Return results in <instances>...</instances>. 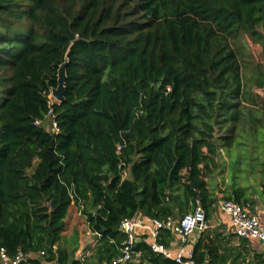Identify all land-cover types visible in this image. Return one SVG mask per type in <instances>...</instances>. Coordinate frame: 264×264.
I'll use <instances>...</instances> for the list:
<instances>
[{
    "label": "trees",
    "instance_id": "trees-1",
    "mask_svg": "<svg viewBox=\"0 0 264 264\" xmlns=\"http://www.w3.org/2000/svg\"><path fill=\"white\" fill-rule=\"evenodd\" d=\"M246 146L264 167V0H0V249L23 264H106L138 214L208 218L207 171ZM72 203L95 236L81 258ZM147 234L127 264H178Z\"/></svg>",
    "mask_w": 264,
    "mask_h": 264
},
{
    "label": "crops",
    "instance_id": "crops-1",
    "mask_svg": "<svg viewBox=\"0 0 264 264\" xmlns=\"http://www.w3.org/2000/svg\"><path fill=\"white\" fill-rule=\"evenodd\" d=\"M246 149L249 150L248 158H238L240 150L236 147L229 154L221 149L220 156L215 159L216 165L206 173L207 188L211 196L216 198V202L208 218H205L204 226L195 229L187 240L188 246L194 248L198 245L199 251L204 253V262H200L201 264H264V244L254 238L237 236L234 233L230 216L219 206L220 200L227 197L233 199L238 195L240 203L248 205L249 212L255 214L264 223V167L261 162L263 154H254L250 146H246ZM73 205L77 208L74 203L69 206L66 226ZM194 209L189 208L187 212ZM181 215V213H176L172 218L176 220ZM65 232L64 230L63 233L67 237L79 234H77L79 248L75 252V258H81L88 253L85 250L95 239L89 229L86 230L87 237L83 236L85 240L81 239V230L76 233L74 230L67 234ZM137 234L141 238L147 233L139 229ZM147 237L150 241V236ZM178 240V236L171 232L170 242L175 248Z\"/></svg>",
    "mask_w": 264,
    "mask_h": 264
},
{
    "label": "built area",
    "instance_id": "built-area-1",
    "mask_svg": "<svg viewBox=\"0 0 264 264\" xmlns=\"http://www.w3.org/2000/svg\"><path fill=\"white\" fill-rule=\"evenodd\" d=\"M52 124V130L56 131V123L52 122ZM219 206L230 216L234 233L237 236L254 238L264 244V223L255 214L249 212L248 205L240 204L233 199H222L219 201ZM204 223L205 213L200 205H197L193 211L184 213L176 220L168 218L163 221L141 214L123 218L120 222V230L125 235V239L121 244L120 254L106 264H127L139 255L134 250L136 241L140 239L137 234L139 229H143L149 234V245L153 252L171 258L178 264H201L194 260V250L188 246L187 240L189 235L195 229L203 227ZM162 229H169L178 236L176 248L172 242L166 245L159 240ZM31 257H34V253L19 250L14 256H10L4 248L0 249V264H23Z\"/></svg>",
    "mask_w": 264,
    "mask_h": 264
},
{
    "label": "rangeland",
    "instance_id": "rangeland-1",
    "mask_svg": "<svg viewBox=\"0 0 264 264\" xmlns=\"http://www.w3.org/2000/svg\"><path fill=\"white\" fill-rule=\"evenodd\" d=\"M251 48H252V51L254 52L256 58H260L261 57V55H260V50H261L260 45L251 44ZM50 98L52 100H55V98L52 95H50ZM44 125H46V127L48 129H53L52 118L50 116H47L45 118V124ZM77 212H79V213H77ZM72 214H73V216H71ZM71 229H73L75 231V233L76 232H80V230H81V233H82L81 239L82 240H85L84 239L85 236L87 237L86 230H88V228H87L86 223H85V218H84L83 214L80 212V209L76 208L74 205L71 208L70 219L68 221V225L66 226V229H65L66 232L65 233L67 234V233H69V231H73ZM77 234H75V235L78 238L79 234L78 235Z\"/></svg>",
    "mask_w": 264,
    "mask_h": 264
},
{
    "label": "water",
    "instance_id": "water-1",
    "mask_svg": "<svg viewBox=\"0 0 264 264\" xmlns=\"http://www.w3.org/2000/svg\"><path fill=\"white\" fill-rule=\"evenodd\" d=\"M68 59H66L60 64L57 71V86L52 88L51 94L57 101H62L64 99L65 90V80H66V64Z\"/></svg>",
    "mask_w": 264,
    "mask_h": 264
}]
</instances>
